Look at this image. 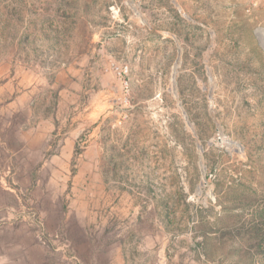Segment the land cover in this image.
Masks as SVG:
<instances>
[{"label": "rangeland", "instance_id": "rangeland-1", "mask_svg": "<svg viewBox=\"0 0 264 264\" xmlns=\"http://www.w3.org/2000/svg\"><path fill=\"white\" fill-rule=\"evenodd\" d=\"M130 1L0 0V264H264V12Z\"/></svg>", "mask_w": 264, "mask_h": 264}, {"label": "water", "instance_id": "water-1", "mask_svg": "<svg viewBox=\"0 0 264 264\" xmlns=\"http://www.w3.org/2000/svg\"><path fill=\"white\" fill-rule=\"evenodd\" d=\"M176 6H178L177 2H175L174 0H172ZM187 19L190 20L189 16H186ZM172 37L176 40V36L175 35H172ZM180 53H181V49L179 48V58L177 60V62L175 63V66H174V69H173V74H172V93L174 94L175 97H177V72H178V68H179V65H180ZM182 113H183V116H184V119H185V122L187 124V127L191 130V132L193 133V136L196 137V132H195V129L193 127V124L191 123V121L189 120V117L187 115V112L183 109L181 103L178 104ZM217 132H218V141L220 143H227L228 145H233L234 142L232 140H229V139H223V134H222V131L220 129V127L217 128ZM200 150L203 151V147L201 145H198ZM203 160H202V154L200 155V161L198 163H200V166H201V170H202V173H203V181L201 182V185H199L198 187V192L201 193V187L203 185H205L206 183V179L204 177V174H205V166L204 164L202 163Z\"/></svg>", "mask_w": 264, "mask_h": 264}, {"label": "built area", "instance_id": "built-area-1", "mask_svg": "<svg viewBox=\"0 0 264 264\" xmlns=\"http://www.w3.org/2000/svg\"><path fill=\"white\" fill-rule=\"evenodd\" d=\"M248 5V12L250 14L254 13L255 11L264 12V0H249ZM114 71L116 75L122 80V88L124 91L125 100L128 96V83L124 80L125 75L128 73V66H116L114 65Z\"/></svg>", "mask_w": 264, "mask_h": 264}, {"label": "trees", "instance_id": "trees-1", "mask_svg": "<svg viewBox=\"0 0 264 264\" xmlns=\"http://www.w3.org/2000/svg\"><path fill=\"white\" fill-rule=\"evenodd\" d=\"M255 221L256 222V226L259 228L257 230V236L261 238V235H264V205L262 208L258 209L255 211ZM257 216V217H256Z\"/></svg>", "mask_w": 264, "mask_h": 264}, {"label": "bare ground", "instance_id": "bare-ground-1", "mask_svg": "<svg viewBox=\"0 0 264 264\" xmlns=\"http://www.w3.org/2000/svg\"><path fill=\"white\" fill-rule=\"evenodd\" d=\"M127 1H128V6L134 10L135 15H137L139 18H142V14L140 13V11H139L137 8L133 7V5H132V3H131L130 0H127ZM259 37H260V35H259ZM260 38H261V37H260ZM212 81H213V80H212ZM202 196H203V195H202Z\"/></svg>", "mask_w": 264, "mask_h": 264}]
</instances>
